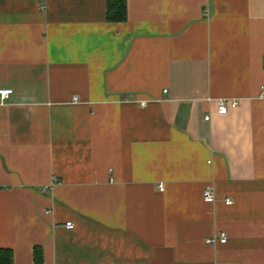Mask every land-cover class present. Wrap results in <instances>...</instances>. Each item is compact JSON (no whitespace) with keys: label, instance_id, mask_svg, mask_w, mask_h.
Masks as SVG:
<instances>
[{"label":"crops","instance_id":"0c3cea01","mask_svg":"<svg viewBox=\"0 0 264 264\" xmlns=\"http://www.w3.org/2000/svg\"><path fill=\"white\" fill-rule=\"evenodd\" d=\"M106 1L0 0V248L264 264V0Z\"/></svg>","mask_w":264,"mask_h":264},{"label":"built area","instance_id":"2783aa9c","mask_svg":"<svg viewBox=\"0 0 264 264\" xmlns=\"http://www.w3.org/2000/svg\"><path fill=\"white\" fill-rule=\"evenodd\" d=\"M12 93L11 87H0V103H4L6 99L9 97V95ZM73 100H77V97H75ZM142 105H145V102L141 103ZM237 105V102L235 100H227L225 98H219L216 101V110L218 113H226L229 107H235ZM205 118H208L206 116ZM160 189H162V185H159ZM215 197L211 191L210 188H205L203 191V200L206 202L214 201ZM224 202L226 204L231 203V199H225ZM65 227L70 228L72 227L71 221L65 222ZM226 240V237L224 234L219 235L218 237H208L205 239V243L212 244L215 241L224 242Z\"/></svg>","mask_w":264,"mask_h":264},{"label":"trees","instance_id":"16d2710c","mask_svg":"<svg viewBox=\"0 0 264 264\" xmlns=\"http://www.w3.org/2000/svg\"><path fill=\"white\" fill-rule=\"evenodd\" d=\"M106 19L108 21H123L126 19V0H107ZM35 261L41 260V251L35 249ZM0 264H12L10 249L0 248Z\"/></svg>","mask_w":264,"mask_h":264}]
</instances>
